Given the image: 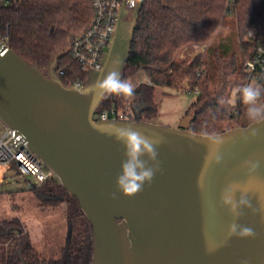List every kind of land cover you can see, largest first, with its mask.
Segmentation results:
<instances>
[{"label": "water", "instance_id": "water-1", "mask_svg": "<svg viewBox=\"0 0 264 264\" xmlns=\"http://www.w3.org/2000/svg\"><path fill=\"white\" fill-rule=\"evenodd\" d=\"M139 6L120 43L122 5L102 67L88 71L81 87L63 85L0 38V120L23 135L77 199L90 225L89 264H264V122L201 134L187 120L171 127L138 114L99 119L102 99L85 94L108 72L122 73ZM115 126L160 141V170L131 198H111L124 159L123 145L109 134ZM247 162L258 167L250 170ZM226 190L251 207H238L237 217L223 203ZM233 223L255 235H229Z\"/></svg>", "mask_w": 264, "mask_h": 264}, {"label": "trees", "instance_id": "trees-1", "mask_svg": "<svg viewBox=\"0 0 264 264\" xmlns=\"http://www.w3.org/2000/svg\"><path fill=\"white\" fill-rule=\"evenodd\" d=\"M227 1L138 0L121 74L127 79L140 70L146 80L134 85L131 98L102 99L96 112L129 105L133 115L151 121L158 110L155 87L177 90L184 86L199 90L186 111L191 131L214 134L253 122L246 117L238 89L247 85L243 61L254 54L258 40L264 46V38L255 33L264 16V0H231L237 51L216 36ZM130 14L134 17L133 10ZM92 15L91 0H19L0 5V38L43 72H54L63 85L71 86L76 80L84 85L88 71L72 58L69 46L72 36L86 29ZM193 45L205 47L193 56L179 55ZM25 185L42 207L65 204L68 235L60 256L46 257L31 244L18 216L0 218V264H89L90 225L77 199L56 177L39 184L25 179Z\"/></svg>", "mask_w": 264, "mask_h": 264}, {"label": "rangeland", "instance_id": "rangeland-1", "mask_svg": "<svg viewBox=\"0 0 264 264\" xmlns=\"http://www.w3.org/2000/svg\"><path fill=\"white\" fill-rule=\"evenodd\" d=\"M232 15L233 12L224 14L216 30V36L219 37L222 43L237 51L238 39ZM121 19L127 25L131 24L133 17L127 8ZM255 31L259 38H264V16ZM201 50L202 47H199V45H193L190 48L183 49L179 55L182 57L193 56ZM127 80L136 85L140 81H145L146 78L139 70ZM188 89L184 86H180L177 90L156 86L154 99L158 110L151 121L171 127L186 121L190 115H186L187 108L196 96L194 91ZM230 100L235 101V92H232ZM133 116L132 112L129 118ZM2 127L3 122L0 120V133ZM25 179H31V177L16 174L12 168L8 169L3 175L0 181V218L18 216L22 221L29 241L37 252L46 257H58L68 235L65 204L42 207L38 204L33 191L25 185Z\"/></svg>", "mask_w": 264, "mask_h": 264}, {"label": "built area", "instance_id": "built-area-1", "mask_svg": "<svg viewBox=\"0 0 264 264\" xmlns=\"http://www.w3.org/2000/svg\"><path fill=\"white\" fill-rule=\"evenodd\" d=\"M17 1L19 0H0V5ZM137 3L138 0H91L93 8L91 21L82 33L72 36L69 46L72 58L83 70H99L102 67V58L113 37L120 8L124 5V8L131 12ZM229 12H233L231 0L227 1L225 7V13ZM204 47L202 46V50ZM241 70L246 76L247 84H264V46L261 40H258L254 54L243 61ZM71 86L81 87L82 83L76 80ZM188 90L196 94L199 92L197 87ZM132 112L131 107L126 105L123 109L112 107L96 113L99 119H108L129 118ZM11 168L19 175L31 177L30 180L38 184L51 177L57 178L54 171L28 147L23 135L3 123L0 133V181Z\"/></svg>", "mask_w": 264, "mask_h": 264}, {"label": "clouds", "instance_id": "clouds-1", "mask_svg": "<svg viewBox=\"0 0 264 264\" xmlns=\"http://www.w3.org/2000/svg\"><path fill=\"white\" fill-rule=\"evenodd\" d=\"M135 86L127 79L121 77L120 72L110 71L102 79L95 82L85 90V94L92 96L93 102L99 99H106L110 96L124 98L133 97ZM243 105L246 106L245 114L248 120L255 123L264 122V84L249 83L238 89ZM118 143L124 147V159L121 162V170L115 180L116 191L111 194L112 199L117 198V193L124 197H134L143 191L145 184H151L157 171L159 161L157 160V145L160 141L153 140L133 127L115 126L109 133ZM256 131H251L250 136L255 137ZM217 161L221 159L216 157ZM250 170H255L258 163L247 162ZM223 203L230 206V211L237 217L242 213L237 212L238 207H251L246 198L234 202L231 190H226L223 196ZM255 213L257 209H252ZM264 213V203L259 209ZM229 235L241 237L254 236L255 233L250 227H242L233 223L229 226Z\"/></svg>", "mask_w": 264, "mask_h": 264}, {"label": "flooded vegetation", "instance_id": "flooded-vegetation-1", "mask_svg": "<svg viewBox=\"0 0 264 264\" xmlns=\"http://www.w3.org/2000/svg\"><path fill=\"white\" fill-rule=\"evenodd\" d=\"M128 27H129V25H127V23H124V25H123V27H121V30H122V38H121V40H120V43H121V41L123 40L124 41V37H126V35H127V32H128ZM113 38V37H112ZM111 41H112V39H111ZM111 41H110V43H111ZM122 41V42H123ZM110 45V44H109ZM97 110V109H96ZM96 112V111H95Z\"/></svg>", "mask_w": 264, "mask_h": 264}]
</instances>
